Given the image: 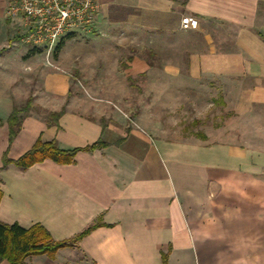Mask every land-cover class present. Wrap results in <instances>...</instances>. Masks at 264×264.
<instances>
[{"label": "crops", "instance_id": "obj_1", "mask_svg": "<svg viewBox=\"0 0 264 264\" xmlns=\"http://www.w3.org/2000/svg\"><path fill=\"white\" fill-rule=\"evenodd\" d=\"M6 3L0 32L13 37L22 21L6 18ZM100 11L97 29H121L115 38L134 48L161 46L162 62L135 55L126 67L131 77L162 70L150 99L160 101L163 85L176 115L164 125L153 111L128 118L109 100L79 101L69 74L44 69L34 105L63 114L24 118L12 144L4 123L0 168L5 152L18 159L39 137L81 150L68 164L47 158L0 170V221L40 223L55 240L94 227L55 256L22 264H264V0H101ZM183 15L198 28L182 29ZM10 64L0 58L4 120L26 101L23 85L13 88L20 67ZM206 90L221 106L201 105ZM216 109L230 120L209 123Z\"/></svg>", "mask_w": 264, "mask_h": 264}, {"label": "rangeland", "instance_id": "obj_2", "mask_svg": "<svg viewBox=\"0 0 264 264\" xmlns=\"http://www.w3.org/2000/svg\"><path fill=\"white\" fill-rule=\"evenodd\" d=\"M8 2L7 0L4 12ZM117 34L121 35V29H97L95 26L84 25L65 33L59 39L55 49L48 53L44 47L24 42L20 30L9 34L13 37L0 32V58L10 59V68L20 67L19 73L22 78L15 81L16 85L13 82V88L15 89L17 85H23L25 88L22 99L25 98L26 101L17 106L24 107L28 98L32 97L33 99L30 109L23 112L24 118L35 114L45 119L50 115L46 109L34 105L35 94L39 93L42 88L44 69H49L65 71L70 75L73 93L79 101L86 98L109 100L113 103L111 106L115 112L124 113L128 118L141 114L150 117V112L153 111L159 115V121L167 125V120L176 114L171 111L172 107L166 101L165 87L158 86L156 92L162 96L156 104L151 102L149 94L150 83L163 78V71L156 69L142 72L129 79L128 76L131 72L128 67H124V64L131 61L130 57L135 55L152 64L162 62L165 55L162 54L161 46H155L157 53L150 47H146L145 43L134 48L129 46V39L121 41L115 38ZM9 38H12V43H9ZM133 84L139 85L140 89L134 87ZM206 92L207 98L201 103L202 106L210 107L211 102H213L212 108L221 106L215 100V94H211L208 90ZM216 112L215 117L208 113L209 123L214 118L216 121H220L218 120L220 117L225 121L230 120V114L220 115L218 109ZM179 115H182V112ZM239 119L241 123L245 121L243 133H246L245 114ZM245 133L244 136H247Z\"/></svg>", "mask_w": 264, "mask_h": 264}, {"label": "trees", "instance_id": "obj_3", "mask_svg": "<svg viewBox=\"0 0 264 264\" xmlns=\"http://www.w3.org/2000/svg\"><path fill=\"white\" fill-rule=\"evenodd\" d=\"M133 57H130L132 59ZM127 64H124L126 67ZM127 68V67H126ZM132 79L131 76H128ZM32 97L28 98L24 107L16 106L11 115L4 120L0 118V127L4 123L8 124L10 128L9 142L13 143V140L17 137V134L21 131L22 121L24 119V113L30 109L32 104ZM63 114L62 111L51 112L49 118L57 121ZM51 123V121H48ZM102 142H96L89 145L85 149H93L101 146ZM81 148L74 149H62L58 147L56 140L42 141L39 137L36 139L32 148L18 157V159H12L7 155V152L3 155V165L0 170H3L7 165L13 163L23 169L32 166L37 162H43L47 158L61 163H72L75 159L76 153ZM2 191L0 189V198ZM94 226L79 233L74 238L55 240L50 231L40 223H35L30 228L20 226L18 223H3L0 221V262L7 260L12 264H22L25 259L31 255L47 254L49 256H55V253L66 246H74L78 241L87 233H89Z\"/></svg>", "mask_w": 264, "mask_h": 264}, {"label": "built area", "instance_id": "obj_4", "mask_svg": "<svg viewBox=\"0 0 264 264\" xmlns=\"http://www.w3.org/2000/svg\"><path fill=\"white\" fill-rule=\"evenodd\" d=\"M4 15L20 18L24 42L44 47L48 53L70 30L92 26L97 21L101 0H8ZM198 18L183 15L182 29H197Z\"/></svg>", "mask_w": 264, "mask_h": 264}]
</instances>
